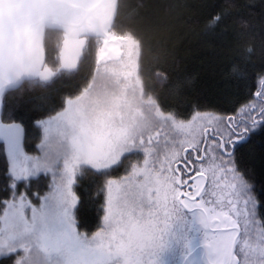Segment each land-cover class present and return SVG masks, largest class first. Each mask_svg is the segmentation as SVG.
<instances>
[{
    "label": "snow or ice",
    "instance_id": "6c2138e0",
    "mask_svg": "<svg viewBox=\"0 0 264 264\" xmlns=\"http://www.w3.org/2000/svg\"><path fill=\"white\" fill-rule=\"evenodd\" d=\"M226 7L205 18L207 31L219 29ZM235 23L242 36L247 20ZM103 43L98 62L123 43L129 57L137 47L115 34ZM129 64L110 73L125 84L122 97L103 96L107 109L91 114L86 95L59 110L33 109L34 151L23 119L0 115V264H264V193L236 162L237 146L264 130V73L238 111L184 115L158 95L145 98ZM13 75L0 67V83ZM154 75L166 83L163 70ZM128 77L142 90L140 104L127 97ZM5 101L0 87V110ZM85 172L103 177L93 231L78 215Z\"/></svg>",
    "mask_w": 264,
    "mask_h": 264
},
{
    "label": "trees",
    "instance_id": "16d2710c",
    "mask_svg": "<svg viewBox=\"0 0 264 264\" xmlns=\"http://www.w3.org/2000/svg\"><path fill=\"white\" fill-rule=\"evenodd\" d=\"M228 13L216 31L204 27L207 16L224 7ZM110 30L137 41L138 73L144 96L158 95L168 108L188 115L195 110L232 114L254 94L264 73V0H117ZM247 20L249 27L239 35L235 21ZM62 31L45 28L42 35L43 62L58 66L57 49ZM88 39L75 70L48 81L24 80L19 88L5 91L0 115L13 113L27 126V148L34 151L38 133L32 126L33 109L59 110L68 99L83 93L97 68L98 37ZM251 46L250 55L245 48ZM163 70L166 83L157 81L155 71ZM179 85V92L174 88ZM236 162L264 193V130H258L236 148ZM103 177L85 172L78 192V215L82 230L96 229L100 216L99 191ZM3 161L0 160V188Z\"/></svg>",
    "mask_w": 264,
    "mask_h": 264
},
{
    "label": "water",
    "instance_id": "95a60500",
    "mask_svg": "<svg viewBox=\"0 0 264 264\" xmlns=\"http://www.w3.org/2000/svg\"><path fill=\"white\" fill-rule=\"evenodd\" d=\"M116 3L117 0H77L76 4L66 0H20L16 7L0 10V67L14 72L11 80L5 78L0 83L3 93L19 88L29 79L25 74L28 66H43L45 28L80 37L95 35L104 42L115 18ZM119 56L117 51H106L97 66L117 61Z\"/></svg>",
    "mask_w": 264,
    "mask_h": 264
},
{
    "label": "rangeland",
    "instance_id": "374dc122",
    "mask_svg": "<svg viewBox=\"0 0 264 264\" xmlns=\"http://www.w3.org/2000/svg\"><path fill=\"white\" fill-rule=\"evenodd\" d=\"M20 0H0V10L5 11L8 8H14L18 5ZM69 3L76 4L77 0H66ZM113 32L108 31V38L113 35ZM126 37H130L126 35ZM132 38V37H131ZM133 39V38H132ZM60 44L57 49V62L58 66L50 68L43 64L35 65L32 64L26 68L25 74L29 79L37 78L40 81H48L58 74H64L65 72H71L75 70L78 64V60L83 53L84 46L88 39L85 37L77 36L75 33L71 34L69 31L64 32L60 39ZM134 40V39H133ZM121 44V42H116ZM123 51L118 53L119 58L117 61L111 60L103 66H98L96 71L91 78L90 84L86 87L82 94L76 96L73 100L79 99L81 96L88 97V108L91 114H96L102 109H107L109 105L104 102L103 96H116L122 97V89L125 84L124 79H117L116 76L110 73L115 70L117 72H127L131 70L132 65L129 64V60L133 61L138 68V50L139 47H135L132 51L131 57H129L128 47L126 43L122 44ZM103 49L102 46H98L97 57L100 55V51ZM115 51V50H113ZM112 57V55H110ZM99 69V72L97 71ZM139 70V68H138ZM103 73V76H101ZM128 81L131 82L132 87L127 89V97L130 99L135 96L134 104H140L141 101V88L136 84L134 77H128ZM144 94V93H143ZM101 96V102L94 104L91 101L97 96ZM145 97V96H144ZM146 98V97H145Z\"/></svg>",
    "mask_w": 264,
    "mask_h": 264
}]
</instances>
